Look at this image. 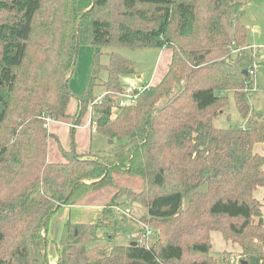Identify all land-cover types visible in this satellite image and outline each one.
<instances>
[{
    "label": "trees",
    "instance_id": "obj_1",
    "mask_svg": "<svg viewBox=\"0 0 264 264\" xmlns=\"http://www.w3.org/2000/svg\"><path fill=\"white\" fill-rule=\"evenodd\" d=\"M247 2L0 0V264H50L53 214L111 184L113 172L142 180L139 194L117 187L112 200L138 197L159 233L143 221L153 231L146 243H117L110 233L100 239L101 226L120 224L119 205L109 203L97 222L64 223L53 240V264H175L188 246L202 255L191 264H213L211 231L239 243L247 264H264V218L255 195L264 187V155L255 151L264 143V114H251L247 102L254 87ZM82 41H91L94 63L87 87L75 95L69 81ZM105 45L170 48L172 60L136 103L117 106L128 85L122 78L136 72L135 64L115 52L101 63ZM228 91L246 126H214ZM91 104L93 133L117 142L113 151L66 149L46 126L48 117L72 118L74 131ZM51 138L60 161L49 158Z\"/></svg>",
    "mask_w": 264,
    "mask_h": 264
},
{
    "label": "rangeland",
    "instance_id": "obj_2",
    "mask_svg": "<svg viewBox=\"0 0 264 264\" xmlns=\"http://www.w3.org/2000/svg\"><path fill=\"white\" fill-rule=\"evenodd\" d=\"M243 23L247 26L249 31L248 44L250 47L248 46L246 51L250 54L252 59V62L247 65L254 71L252 74L254 77V87L252 86L253 88L248 91L247 102L251 107V114H257L258 116V113H261L262 115L260 117H262L264 114V0H248L244 10ZM101 51L100 61L103 64L109 63V55L112 52L118 53L134 62L136 72L134 74L124 75L122 79L128 85H132L136 88H142L149 82L151 84L158 83L167 72L168 63L171 62L170 57L172 58L173 54L170 48L161 51L160 48L156 47L133 48L127 45H105L101 47ZM93 63L94 47L91 41H82L77 50L74 72L69 81V89L72 94L79 95L85 90L90 79ZM100 75L103 79L107 77V73L104 70L101 71ZM99 90L101 91V93L98 92L99 96H102L105 90L101 88ZM227 96L228 102L226 106H222L221 109L220 107L217 108V111L219 109L221 111L213 120L214 126L221 129L241 128L246 126L247 119L240 113L236 105L234 92L228 91ZM77 108V99L73 97L69 108L72 117L76 115ZM88 114L89 113L82 117V120L79 125L75 127L74 131L72 130L74 128L72 118L54 119L55 121H51L47 128L50 132H55L58 135L62 145L66 149H70L72 145L75 144L79 153H82V151L90 146L97 152L103 150L113 151L117 142L107 139L102 134L91 132V128L88 125ZM255 151L259 153L263 152L264 154V145L262 147H259V145L255 146ZM49 158L54 161L63 159L57 141L54 138L49 139ZM112 174L113 180L111 184L102 187L92 194L86 195L75 206H63L53 214L47 232L49 239L47 254L50 264H53L57 260V252L53 240H58L60 238L64 223L68 219L81 222H97L102 210L106 204L109 203L119 205V208H127L130 210L129 215H122V213L115 208L120 223L122 224L123 222L118 228L117 236L114 238L115 242H130L131 240L125 238L126 233L128 231L146 229L147 225L144 222L151 225L155 232L159 233L155 224L147 222V209L138 197H130L126 193L121 194L114 201L112 200L113 195L117 191V187H122L120 190L122 193H124V189H128L129 187L133 192L139 194L142 188V180L124 172H113ZM113 183H116V186H114ZM187 200L188 197H185L184 203H186ZM260 202L262 204L263 213L264 199L260 200ZM98 210H100V213L97 215ZM122 216L126 218L123 219L121 218ZM105 220H109L108 216L105 217ZM140 221H142L141 224H139ZM133 222H136V228H131L133 226L131 223ZM101 227L98 230V235L100 239L105 240L106 235L108 233H113L114 228ZM91 240L92 236L88 233L85 237V241L87 244H90V242H92ZM210 240L211 250L209 256L213 264H243V261H245L240 244L226 239L222 232L211 231ZM188 243V241H185L186 245ZM201 257L202 255L200 253L192 251L191 247L188 246L187 253L183 260L175 262V264H191L194 259H199Z\"/></svg>",
    "mask_w": 264,
    "mask_h": 264
},
{
    "label": "built area",
    "instance_id": "obj_3",
    "mask_svg": "<svg viewBox=\"0 0 264 264\" xmlns=\"http://www.w3.org/2000/svg\"><path fill=\"white\" fill-rule=\"evenodd\" d=\"M253 74L254 71H251ZM147 85H144L142 88H136L132 85H127L125 90L119 95L118 99V105L117 106H126L133 103H136L139 95L141 92L146 88ZM102 96L98 97V101H101ZM89 119H88V125L91 128L92 132H96L97 129V121L93 119L92 117V106L90 107L89 111ZM51 121H55L53 118L48 117L46 121V126H49ZM49 122V123H48ZM117 211H119L122 214H130L129 209H123L119 208V206L116 207ZM153 234L152 229L146 228L145 231H139L136 233H130L128 234V238L131 241H136L137 243H146L149 237Z\"/></svg>",
    "mask_w": 264,
    "mask_h": 264
},
{
    "label": "crops",
    "instance_id": "obj_4",
    "mask_svg": "<svg viewBox=\"0 0 264 264\" xmlns=\"http://www.w3.org/2000/svg\"><path fill=\"white\" fill-rule=\"evenodd\" d=\"M250 47V46H249ZM166 49H168V48H160V50L161 51H163V50H166ZM159 57H160V55H159ZM170 59L172 60V58L170 57ZM170 60V61H171ZM169 64H170V62L168 63V66H169ZM141 77V76H140ZM148 84H151L150 82L149 83H147V85ZM155 84H157V83H155ZM154 85V84H153ZM75 130V129H74ZM55 133V132H54ZM259 145V147H262L263 145H264V143H258V144H256L255 146H258ZM259 151H261V150H259ZM259 153V152H258ZM260 154H262V155H264L263 154V152L262 153H260ZM255 195H256V197L259 199V200H262V199H264V187H259L256 191H255ZM64 206H66V207H69V206H67V205H64ZM63 207V206H62ZM264 208V207H263ZM100 213V210H98L97 211V215ZM263 213H264V211H263ZM96 218H97V216H96ZM263 218H264V214H263ZM74 221H77L78 222V220H74ZM80 222V221H79ZM141 222L142 221H140L139 222V224H141ZM122 224H123V222H122ZM121 223L114 229V231H113V233H110V234H113V239L114 238H116V236H117V233H118V228H119V226H121L122 225ZM125 225V224H124ZM131 225H133L131 228H136V222H133V223H131ZM139 231H141V230H134V231H128L127 233H126V239L127 240H129V238H128V234H130V233H136V232H139ZM112 237V236H111ZM122 244H125V243H122Z\"/></svg>",
    "mask_w": 264,
    "mask_h": 264
},
{
    "label": "water",
    "instance_id": "obj_5",
    "mask_svg": "<svg viewBox=\"0 0 264 264\" xmlns=\"http://www.w3.org/2000/svg\"><path fill=\"white\" fill-rule=\"evenodd\" d=\"M245 73H248V71L245 70ZM261 115H262L261 113H258V117H260ZM136 244H137L136 241H132V242H131V245H136ZM243 264H247V262H246V261H243Z\"/></svg>",
    "mask_w": 264,
    "mask_h": 264
}]
</instances>
